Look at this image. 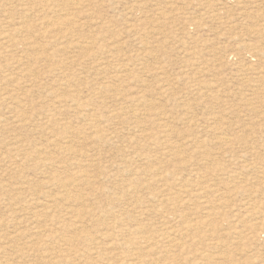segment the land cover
Instances as JSON below:
<instances>
[{"label": "rangeland", "instance_id": "374dc122", "mask_svg": "<svg viewBox=\"0 0 264 264\" xmlns=\"http://www.w3.org/2000/svg\"><path fill=\"white\" fill-rule=\"evenodd\" d=\"M50 1L0 0V264H264V0Z\"/></svg>", "mask_w": 264, "mask_h": 264}, {"label": "bare ground", "instance_id": "6f19581e", "mask_svg": "<svg viewBox=\"0 0 264 264\" xmlns=\"http://www.w3.org/2000/svg\"><path fill=\"white\" fill-rule=\"evenodd\" d=\"M49 2H51L50 0H49ZM58 2V1H57ZM60 2H62V1H60ZM52 3V2H51ZM52 5H54V4H52ZM262 51H264V50H262ZM105 62V61H104ZM65 79V78H64ZM141 100V99H140ZM80 103V102H79ZM85 104V103H84ZM83 104V105H84ZM79 106V105H78ZM79 108H81V107H79ZM133 111V110H132ZM137 111V110H136ZM136 111H135V113H136ZM149 112H150V110H149ZM138 114V113H137ZM136 114V115H137ZM117 115V114H116ZM97 116V115H96ZM101 116V115H100ZM104 116V115H103ZM103 116H101V117H103ZM99 117V116H98ZM106 117V116H105ZM122 117V116H121ZM143 117V116H142ZM137 118H139V117H137ZM147 118H150V117H148V115H147ZM102 119V118H101ZM106 119V118H105ZM108 119V118H107ZM136 119V118H135ZM141 119V118H140ZM103 120H104V118H103ZM136 120H138V119H136ZM143 120V119H142ZM91 122L93 121V120H90ZM139 121V120H138ZM140 122V121H139ZM92 123H90L89 125H91ZM140 124V123H139ZM93 126H97V125H93ZM141 126V125H140ZM94 128V127H93ZM139 128V127H138ZM141 128V127H140ZM92 129V128H91ZM90 130V129H89ZM154 131V130H153ZM91 132V131H90ZM95 133V132H94ZM161 133V132H160ZM169 133V132H168ZM96 134V133H95ZM162 134H164V133H161V135ZM165 135V134H164ZM102 137V136H101ZM155 139H158V138H155ZM154 139V140H155ZM152 140H153V138H152ZM159 140V139H158ZM167 140V139H166ZM166 140H164V141H166ZM68 142V141H67ZM68 146H70V144L68 145ZM163 146H164V144H163ZM70 148V147H69ZM67 150H68V148H66ZM71 150V149H70ZM41 152V151H40ZM48 153V152H47ZM47 153H45V154H47ZM39 155H40V153H39ZM48 155V154H47ZM48 157V156H47ZM38 158V157H37ZM49 158V157H48ZM51 158H49V160H50ZM43 160V159H42ZM48 160V159H47ZM52 160V159H51ZM79 167V166H78ZM84 167V166H83ZM150 167V166H149ZM163 169V168H162ZM54 174H56V173H54ZM58 174V173H57ZM79 176H78V178L77 179H75L73 182H74V184L73 185H75L76 183L77 184H79L80 183V181L82 182L83 180L82 179H84L85 180V178H86V174H81V173H77ZM162 174V173H161ZM163 175V174H162ZM55 176V175H54ZM57 176V175H56ZM85 176V177H84ZM84 177V178H83ZM89 178V177H88ZM90 178H91V176H90ZM58 179V178H57ZM129 179V178H128ZM88 182V181H87ZM60 183V182H59ZM58 183V184H59ZM130 185H132L131 184V182H130V184H129V186ZM47 196V195H46ZM49 196V195H48ZM50 198H52L51 196H49ZM53 199V198H52ZM157 199V198H156ZM154 200V199H153ZM55 201V200H54ZM155 201V200H154ZM54 203V202H53ZM56 203V202H55ZM159 204V203H158ZM104 209H105V207H104ZM111 209V208H110ZM112 211V210H111ZM110 211V212H111ZM106 214V213H105ZM108 214V213H107ZM113 216H115V215H113ZM111 217V216H110ZM113 218V217H112ZM263 219V218H262ZM74 223V222H73ZM72 225H74V224H72ZM77 225V224H76ZM122 226V225H121ZM165 226V225H164ZM74 227H75V225H74ZM79 227V226H78ZM160 229V228H159ZM170 230V229H169ZM157 231H158V229H157ZM161 231V230H160ZM166 231V230H165ZM52 232V231H51ZM159 232V231H158ZM164 233L165 232H163L162 234H161V236H162V238H164ZM103 237V236H102ZM110 237V236H109ZM152 237V236H151ZM168 237H170V236H168ZM90 240L91 241H94V240H96V238H97V236H93V235H90ZM104 238V237H103ZM154 239H155V237H153ZM152 238V239H153ZM166 240H167V237L165 238ZM104 240V239H103ZM63 241L66 243V244H71L70 243V239H69V241H65L64 239H63ZM101 241V240H100ZM100 241H98V242H100ZM105 241V240H104ZM110 241V240H109ZM112 241V240H111ZM144 241V240H143ZM146 241V240H145ZM148 241H150V240H148ZM164 241V240H163ZM94 242H96V241H94ZM114 242V241H113ZM155 242H156V240H155ZM93 243V242H92ZM115 243V242H114ZM133 243V242H132ZM148 243V242H147ZM145 244V243H144ZM153 243H151V245H152ZM166 244V243H165ZM147 245V244H146ZM67 246V245H66ZM131 246V245H130ZM155 246V245H154ZM165 246V245H164ZM145 247V246H144ZM123 248H124V246H123ZM140 248V247H139ZM6 249V248H5ZM66 249V248H65ZM64 250V249H63ZM72 250V249H71ZM71 250H69V252L71 251ZM140 250V249H139ZM88 252V251H87ZM58 253V252H57ZM72 253V252H71ZM70 253V254H71ZM73 253H74V251H73ZM69 254V255H70ZM84 254V253H83ZM145 254V253H144ZM161 254H163V253H161ZM20 256V255H19ZM81 255H79V257H80ZM124 256V255H123ZM126 256H128V255H126ZM126 256H124V257H122L123 258V260H122V262L121 263H123V264H130L127 260H126ZM155 256V255H154ZM22 257V256H21ZM65 257V256H64ZM78 257V256H77ZM116 257V256H115ZM129 257V256H128ZM127 257V258H128ZM138 257V256H137ZM53 258V257H52ZM161 258V257H160ZM8 259V258H7ZM159 259V258H158ZM62 260V259H61ZM140 260H142V261H140V262H144L143 264H152V263H154L153 261H151V262H148V263H145V259L143 260V259H140ZM150 260V259H149ZM164 260H165V258H164ZM164 260H162V261H164ZM10 261V260H9ZM8 261V262H9ZM73 261V260H72ZM138 261V260H137ZM62 262V261H61ZM65 262V261H64ZM164 263V262H163ZM155 264H157V263H155Z\"/></svg>", "mask_w": 264, "mask_h": 264}]
</instances>
